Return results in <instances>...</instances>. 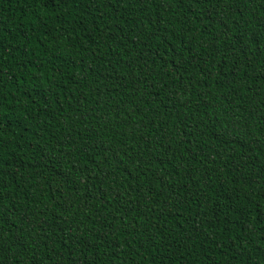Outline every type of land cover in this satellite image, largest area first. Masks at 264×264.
Listing matches in <instances>:
<instances>
[{
	"label": "trees",
	"instance_id": "obj_1",
	"mask_svg": "<svg viewBox=\"0 0 264 264\" xmlns=\"http://www.w3.org/2000/svg\"><path fill=\"white\" fill-rule=\"evenodd\" d=\"M0 264H264V0H0Z\"/></svg>",
	"mask_w": 264,
	"mask_h": 264
}]
</instances>
